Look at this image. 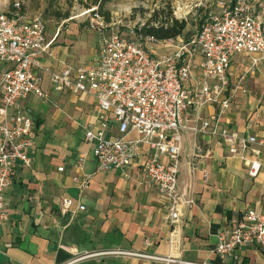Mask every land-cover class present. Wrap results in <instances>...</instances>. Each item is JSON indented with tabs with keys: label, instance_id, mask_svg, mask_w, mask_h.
Here are the masks:
<instances>
[{
	"label": "built area",
	"instance_id": "2783aa9c",
	"mask_svg": "<svg viewBox=\"0 0 264 264\" xmlns=\"http://www.w3.org/2000/svg\"><path fill=\"white\" fill-rule=\"evenodd\" d=\"M216 6L194 35L163 41L140 34L141 25L122 32L106 22L98 5L84 7L68 20L77 19L100 35L94 63L67 64L60 71L45 68L52 91L88 94L95 102L96 125L84 132L89 150L78 156L76 167L88 155L98 171L124 169L139 161L172 226L194 204L178 186L183 131L192 133L195 147L197 139H213L247 164L250 177H257L262 167L264 135L232 128L225 117L238 93L245 92L241 79L230 84L232 59L247 56L246 73L264 61V3L218 0ZM52 42L46 39L41 14L26 12L20 0L12 1L10 11L0 12V223L8 220L5 191L15 171L32 167L34 123L18 105L30 95L47 97L35 70L43 68L39 58L49 53ZM208 105L216 109L204 117ZM189 113L193 119L187 125ZM72 180L84 190L91 175ZM74 201L63 198L61 211H68ZM77 208L84 210L82 204ZM247 245L264 249V210L249 208L230 219L216 234L213 252L225 264Z\"/></svg>",
	"mask_w": 264,
	"mask_h": 264
},
{
	"label": "crops",
	"instance_id": "0c3cea01",
	"mask_svg": "<svg viewBox=\"0 0 264 264\" xmlns=\"http://www.w3.org/2000/svg\"><path fill=\"white\" fill-rule=\"evenodd\" d=\"M83 26L71 19L46 27V39L53 42L49 53L39 58L43 68L35 74L47 97L30 95L18 105L33 120L35 145L32 167L17 169L5 191L10 206L8 220L0 223V264H223L213 252L216 234L243 211L264 210V152L261 170L253 178L245 162L213 139H197L195 147L192 133L183 131L178 186L194 204L183 210L175 226L155 188L145 181L139 161L124 169L98 171L88 155L77 168L78 156L89 150L85 129L96 125L95 102L88 94L52 91L45 68L60 71L67 64L94 63L100 35L92 31L86 36ZM248 61L238 55L230 64V84L241 79L245 92L238 93L225 122L264 135V78L254 76L257 69L264 71V61L246 73ZM215 109L206 106L203 116ZM192 119L189 113L187 125ZM83 174H90L91 180L80 190L72 178ZM66 197L75 201L62 212ZM225 264H264V249L244 246Z\"/></svg>",
	"mask_w": 264,
	"mask_h": 264
},
{
	"label": "rangeland",
	"instance_id": "374dc122",
	"mask_svg": "<svg viewBox=\"0 0 264 264\" xmlns=\"http://www.w3.org/2000/svg\"><path fill=\"white\" fill-rule=\"evenodd\" d=\"M13 0H0V12H7L11 9ZM26 12L41 14L47 29L56 28L61 22L77 14L82 8L91 6L90 0H20ZM218 0H111L103 5V10L109 13L110 23L125 32L127 28L135 25H142L151 15L154 9L169 6L174 17L184 19L186 28L183 38L194 35L201 22L205 19L208 12L217 11ZM264 2V0H262ZM54 12L68 13L67 18L57 19L53 16ZM84 23H82L83 26ZM86 36L91 35L92 31L82 27ZM262 75L258 69L254 76ZM248 78V77H246ZM248 80V79H246ZM249 82V80H248ZM264 95V94H263ZM84 98V97H83ZM89 98V97H85ZM84 98V99H85Z\"/></svg>",
	"mask_w": 264,
	"mask_h": 264
},
{
	"label": "trees",
	"instance_id": "16d2710c",
	"mask_svg": "<svg viewBox=\"0 0 264 264\" xmlns=\"http://www.w3.org/2000/svg\"><path fill=\"white\" fill-rule=\"evenodd\" d=\"M109 1L111 0H90L92 5H98L99 12L106 22L110 21V16L108 12L103 10V5ZM53 16L57 19H64L67 18L68 13L54 12ZM185 28L186 21L174 17L171 8L167 5L154 9L138 32L144 36H151L156 40L163 41L183 36Z\"/></svg>",
	"mask_w": 264,
	"mask_h": 264
}]
</instances>
